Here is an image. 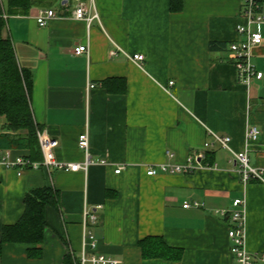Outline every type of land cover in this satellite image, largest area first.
I'll return each instance as SVG.
<instances>
[{
	"label": "crops",
	"instance_id": "crops-1",
	"mask_svg": "<svg viewBox=\"0 0 264 264\" xmlns=\"http://www.w3.org/2000/svg\"><path fill=\"white\" fill-rule=\"evenodd\" d=\"M62 1L68 4L55 5L60 15L41 26L37 9L53 1L10 14V0H0L3 35L32 73L33 114L58 140L57 159L83 163L79 136L88 132L92 163L87 171L22 174L0 167V241L3 228L23 216L28 191L49 186L58 194V205L46 208L43 242L5 243L0 264H64L66 256L76 262L88 231L99 253L122 264H235L230 220L214 210L239 197L247 248L261 251L264 182H244L234 154L214 134L230 136L235 151L246 150L250 165L264 169V25L263 41L251 48L263 76L246 85L229 50L242 37L236 26L244 0H83L99 16L90 24L71 15L74 0ZM256 1L264 12V0ZM82 44L88 53L75 54ZM251 126L259 138L247 137ZM198 152L202 166L190 174H147L148 166L183 163ZM186 201L203 205L185 208ZM147 236L162 237L180 258H145L140 241Z\"/></svg>",
	"mask_w": 264,
	"mask_h": 264
},
{
	"label": "built area",
	"instance_id": "built-area-1",
	"mask_svg": "<svg viewBox=\"0 0 264 264\" xmlns=\"http://www.w3.org/2000/svg\"><path fill=\"white\" fill-rule=\"evenodd\" d=\"M75 7L71 15L80 20H86L90 24L93 20L98 19V13L88 7L83 0H74ZM68 2V1H67ZM66 3L62 1L64 7ZM68 4V3H67ZM66 4V5H67ZM242 21L236 26L238 35L242 36L240 39L234 40L229 44L232 62L237 72L239 82L251 85L254 80L260 79L263 72L258 70L256 65L252 62L251 48L258 45L263 41V34L259 29L264 25V12L256 0H244L243 4ZM58 8L55 7H40L37 9L36 20L44 26L49 20L59 16ZM89 47L87 44H82L74 48V53L79 55L88 53ZM115 53V51L113 52ZM142 54H135L132 56L134 61L143 60ZM174 82L171 81L170 85ZM94 83H90L89 88H93ZM261 134L257 126H251L247 131V137L250 139H257ZM215 140L224 148L232 151L235 160L239 164V173L244 182L251 179H257L264 182V169L254 168L250 165L249 156L246 150L235 151L231 147L232 138L230 136H221L214 134ZM39 143L43 154L41 161H33L21 154H14L11 149H0V167L14 169L18 174H22L26 169H39L45 167L48 170H71L77 171L83 169L87 171L88 166L92 163L90 157V140L89 133L84 132L79 136V147L85 152L86 158L83 163L65 162L57 159L55 149L58 146V140L45 132H39ZM210 143L206 142L205 146ZM170 155L172 153L168 152ZM203 153H192L188 156L187 160L183 163H168L164 162L157 166H148L147 174L156 175L158 173H182L190 174L197 168L202 166L199 158H203ZM101 162H104L102 160ZM123 167H118L116 172L119 173ZM203 204L198 201H186L183 206L189 208L192 206H202ZM216 215H221L230 220V227L228 235L231 240L230 251L234 256L235 264H264V248L261 251L252 252L246 245V209L245 199L236 198L232 202L230 208L214 210ZM85 216L93 223L96 222V215L90 211H85ZM98 241L95 235L88 231L84 235L83 249L77 258L75 264H122V262L114 257L107 256L97 251Z\"/></svg>",
	"mask_w": 264,
	"mask_h": 264
},
{
	"label": "trees",
	"instance_id": "trees-1",
	"mask_svg": "<svg viewBox=\"0 0 264 264\" xmlns=\"http://www.w3.org/2000/svg\"><path fill=\"white\" fill-rule=\"evenodd\" d=\"M41 0H10V14H27ZM173 7H178L173 4ZM6 21L0 15V149L27 151L23 155L33 161L42 160L39 132L31 105L32 73L18 62L12 40L3 35ZM4 123L1 124V120ZM58 205V194L49 186L31 189L25 196V211L21 219L3 228L0 255L5 243L36 245L43 242L47 229L46 208ZM145 258L177 260L179 249L170 246L162 237L147 236L140 241ZM64 264H75L66 256Z\"/></svg>",
	"mask_w": 264,
	"mask_h": 264
},
{
	"label": "rangeland",
	"instance_id": "rangeland-1",
	"mask_svg": "<svg viewBox=\"0 0 264 264\" xmlns=\"http://www.w3.org/2000/svg\"><path fill=\"white\" fill-rule=\"evenodd\" d=\"M42 2L40 3V5L42 6H46L49 2L53 1L54 5L50 6V7H55L58 8L59 5L61 4L62 0H41ZM45 3V4H44ZM60 3L59 5L55 6L56 4ZM44 4V5H43ZM52 4V3H50Z\"/></svg>",
	"mask_w": 264,
	"mask_h": 264
}]
</instances>
